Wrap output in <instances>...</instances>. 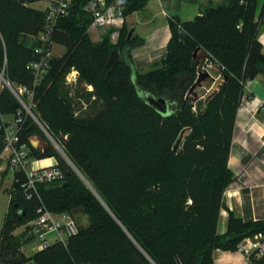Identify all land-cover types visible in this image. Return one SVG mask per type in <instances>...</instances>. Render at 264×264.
Instances as JSON below:
<instances>
[{"label":"trees","instance_id":"16d2710c","mask_svg":"<svg viewBox=\"0 0 264 264\" xmlns=\"http://www.w3.org/2000/svg\"><path fill=\"white\" fill-rule=\"evenodd\" d=\"M37 1L0 0V121L23 109L1 74L14 88L33 83L27 64L42 45L37 36L45 18L44 10L32 6ZM107 1L127 17L150 0ZM84 2L74 0L60 17L51 40L65 51L51 58L31 108L96 193L50 141L44 151L32 145L31 136H46L28 115L22 139L34 156L57 157L64 176L39 184V196L32 198L24 194L21 173L7 189L11 200L0 231V264H215L216 249L235 251L264 230V220H244L230 210L227 230L218 231L224 193L234 180L228 161L238 108L248 82L264 76L258 37L264 0H207L190 20L169 17L165 52L144 71L136 68L132 53L142 41H135V32L127 39L126 21L117 43L110 38L112 28L95 41ZM115 47L120 58L111 68L107 60ZM201 50L207 52L204 64ZM209 64L221 80L197 111L191 88ZM73 69L79 83L67 80ZM81 81L93 89H84ZM140 89L167 98L175 110L160 113ZM41 205L55 213L83 211L92 225L79 226L66 244L25 255L22 245L32 238H26L28 223ZM19 225L26 229L13 233ZM252 262L264 264V256Z\"/></svg>","mask_w":264,"mask_h":264},{"label":"built area","instance_id":"2783aa9c","mask_svg":"<svg viewBox=\"0 0 264 264\" xmlns=\"http://www.w3.org/2000/svg\"><path fill=\"white\" fill-rule=\"evenodd\" d=\"M73 1H37L42 3V7L39 9L45 11V18L44 29L37 36L41 40L42 45H38L35 48L36 58L27 64V68L33 74V83L32 86L20 84L14 88L9 82L11 84V87L9 86L10 89L19 99L23 109H20L15 115H1L0 183L11 175L9 179L12 185L14 181L18 180L17 176L21 173L25 178L22 182V187L27 198H32L35 195L39 196V184L56 181L64 176V172L55 156H49L55 158V162L44 163L43 161L49 157L38 158L34 156L30 145L22 139L21 134L28 115L37 122L40 121L31 108L35 86L50 69V60L55 55L54 45L56 44L51 40V35L58 29L60 17L68 14ZM238 1L240 4H245L248 0ZM83 8L92 16V22L89 27L90 32L91 30H97L105 34L107 30L113 28L111 35L116 37L125 22L122 7L107 0H85ZM99 37L101 38L102 35H99ZM77 76L78 71L73 69L67 76L68 82H76ZM37 211L38 215L31 221L33 225H30L32 237L38 241L37 250L44 249L55 242L66 244L68 238L77 233L78 225L71 213H55L43 205ZM239 250L250 259L264 256V230L259 231L252 237L245 238L240 243Z\"/></svg>","mask_w":264,"mask_h":264},{"label":"crops","instance_id":"0c3cea01","mask_svg":"<svg viewBox=\"0 0 264 264\" xmlns=\"http://www.w3.org/2000/svg\"><path fill=\"white\" fill-rule=\"evenodd\" d=\"M181 1L186 3L188 0ZM36 4L37 2H34L32 6L36 7ZM146 9L149 11L148 7ZM134 13L141 16V12ZM178 13L182 12L178 10ZM149 17L143 19L141 17L140 20L144 21ZM262 18L258 37L264 51V11ZM136 36L142 41L132 51L136 68L148 70L165 52L171 36L169 24L167 23L163 30L155 28L146 37L137 34ZM90 87L88 89L92 90L93 87ZM43 162L52 163L55 162V158L49 157ZM228 165L234 173V180L224 193L225 206L221 209L218 223L220 233L227 230L230 210L244 220H264V76L262 75L250 80L246 86L237 112ZM214 258L215 264H253L252 259L239 248L235 251L216 249Z\"/></svg>","mask_w":264,"mask_h":264},{"label":"rangeland","instance_id":"374dc122","mask_svg":"<svg viewBox=\"0 0 264 264\" xmlns=\"http://www.w3.org/2000/svg\"><path fill=\"white\" fill-rule=\"evenodd\" d=\"M263 1V0H262ZM207 0H188L186 3L182 2L181 0H150L147 4V7L149 8V11L152 13V17H149L148 19H145L144 21H141V16H139L138 13H132L127 16L126 18V31L129 33V30L131 27H136V34L140 36H148L155 28H159L160 30H163L165 26L168 23V18L172 16H178L181 20H190L193 18L201 8L205 5ZM36 7H42L41 2H37ZM261 9V8H260ZM178 10L182 13H178ZM260 21H263L262 14L259 16ZM113 29V28H112ZM120 30V29H119ZM108 31V30H107ZM112 33V30H111ZM122 31L116 35V37L110 36L111 40L114 43H117L120 39ZM32 35H35L33 31H31ZM104 32H100L97 30H91L90 35L93 40L97 41L101 39L99 35H103ZM135 41H140V38L136 36ZM65 51V46L60 44L54 45V53L55 55H61ZM212 69H215V65L209 64L208 67L204 66L202 70H206L211 72ZM144 71V70H142ZM78 77V76H77ZM221 80V76L217 75L215 79L212 80L210 76L206 78L205 81H203L201 87H196L195 90L198 91L199 96L205 97L209 93H211L218 85V82ZM79 83V82H75ZM81 85H83V81L80 82ZM92 85L86 86L84 85V89L89 90ZM93 87V86H92ZM89 88V89H88ZM193 95V93H192ZM6 117V116H5ZM8 118H11L10 116H7ZM43 130V129H42ZM46 139L48 140L56 147V144L49 139L47 134L44 132ZM57 148V147H56ZM58 149V148H57ZM58 152L64 157V155L61 153V151L58 149ZM49 157V156H47ZM56 160L57 157H55ZM66 159V158H65ZM11 175L2 183H0V231L3 228L5 216L7 213V210L10 206V192L9 189L11 186L10 179ZM26 229V225H19L18 227H15L13 230V233L17 234L21 231H24ZM26 238L31 237L32 234L27 232ZM52 237V235H50ZM38 241L34 239L33 237L27 240L22 245V250L25 255H32L37 250Z\"/></svg>","mask_w":264,"mask_h":264},{"label":"water","instance_id":"95a60500","mask_svg":"<svg viewBox=\"0 0 264 264\" xmlns=\"http://www.w3.org/2000/svg\"><path fill=\"white\" fill-rule=\"evenodd\" d=\"M150 16L152 17V13L150 11H148L146 8L141 10V17L142 19ZM136 30V27H131L127 36V39L130 40L131 37L133 36L134 32ZM198 49H196L195 54L197 53ZM199 57H202V61L201 63L204 64L207 60V52L205 50H201L198 54ZM120 58V49L115 47L108 60H107V66H110L111 68H114ZM217 72L215 70H211V72L206 71V70H202L200 71L194 85L192 86L191 90L193 93V97H194V103L196 106V110L197 111H201L205 102L210 98V96L212 95V93H209L207 96L205 97H201L198 94V91L195 90L196 87H201L203 81L206 80V78L208 76H210L213 79H215L217 77ZM1 78L5 81V83L11 87V84L9 83V81L3 76V74H1ZM86 85L88 86V83L86 81H83V86ZM140 95L144 98V100L150 104L151 106H153L154 108H156L160 113L164 114V115H168L171 114L176 106L175 104L171 103L167 98L162 97V96H155L152 93L142 90H139ZM39 125L41 126V128L43 129V131L47 134V136L49 137L50 140H52L55 144L56 147L61 151V153L64 155V157L66 158V160L68 161V163L73 167V169H75L77 171V173H79V175L86 181V183L93 189V191L96 193V190L94 189V187L90 184V182L85 178V176L80 172V170L76 167V165L72 162V160L68 157V155L65 153V151L62 149V147L56 142V140L53 138V136L50 134V132L46 129V127L40 122L38 121ZM184 130H182V132L180 133V136L178 137V139L176 140L175 144H174V149H176L178 147V145L181 143L182 139H183V135H184ZM30 142L32 143V145L37 148V149H41V151H44L48 146H49V140L46 139L45 137L41 136V135H33L30 137ZM105 204V202H104ZM78 227L79 226H83L85 228H88L92 225V219L91 216L83 211H78L76 213L72 214ZM28 225H33V222L28 223ZM138 245V244H137ZM147 255V254H146ZM149 257V256H148ZM150 258V257H149ZM151 259V258H150ZM152 260V259H151ZM156 264V263H155Z\"/></svg>","mask_w":264,"mask_h":264}]
</instances>
